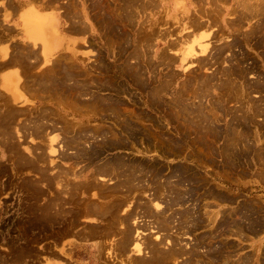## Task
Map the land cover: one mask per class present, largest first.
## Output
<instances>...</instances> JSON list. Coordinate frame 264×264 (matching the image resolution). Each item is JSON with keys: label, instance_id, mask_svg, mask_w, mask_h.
<instances>
[{"label": "rangeland", "instance_id": "rangeland-1", "mask_svg": "<svg viewBox=\"0 0 264 264\" xmlns=\"http://www.w3.org/2000/svg\"><path fill=\"white\" fill-rule=\"evenodd\" d=\"M210 1L29 0L34 47L49 25L33 6L58 4L85 26L90 56L41 64L38 48L21 46L38 60L26 79L39 91L0 109V264H74L83 252L68 245L84 241L114 244L115 264H127L135 228L147 234L148 264H264V0ZM188 46L197 57L184 61ZM106 247L99 264L111 263Z\"/></svg>", "mask_w": 264, "mask_h": 264}, {"label": "crops", "instance_id": "crops-1", "mask_svg": "<svg viewBox=\"0 0 264 264\" xmlns=\"http://www.w3.org/2000/svg\"><path fill=\"white\" fill-rule=\"evenodd\" d=\"M28 2L29 0H0V109L4 107L19 108L38 100L37 89H34L36 85L26 80V77L30 74L28 69H39L36 65H32L33 63L36 64L37 60L30 59L29 61L22 58V44L30 46L32 52L36 48L39 49L41 64L46 61L49 65L56 57L64 54L76 53L83 57L90 56L89 54H85L86 49H84L87 36L84 29L85 26L83 24H74L72 20L64 15L62 10L58 9V4L38 2L33 6V11L44 17L47 24L52 26L51 28L46 26L47 41L52 44L53 40H56L53 52L45 58L42 53V45L38 43L34 47L23 28L22 16L26 11L31 9ZM5 62L6 64H4ZM22 76L25 78V81ZM101 243L100 241L70 243L68 247H73L75 251L80 250V252H83L82 260H77L78 262L74 264H91L92 261L98 262L97 247H105V244ZM91 251L93 255H91ZM66 256L69 258V255ZM65 264H69L68 261Z\"/></svg>", "mask_w": 264, "mask_h": 264}, {"label": "bare ground", "instance_id": "bare-ground-1", "mask_svg": "<svg viewBox=\"0 0 264 264\" xmlns=\"http://www.w3.org/2000/svg\"><path fill=\"white\" fill-rule=\"evenodd\" d=\"M258 1V0H257ZM260 1V0H259ZM262 1V0H261ZM99 2V1H98ZM139 2V1H138ZM210 2H214V0L213 1H210ZM134 3H135V1H134ZM196 3V2H195ZM136 4V3H135ZM135 4H134V6H135ZM129 5V4H128ZM137 5V4H136ZM238 5V4H237ZM244 5V4H243ZM251 5V4H250ZM131 6H132V4H131ZM242 6V5H241ZM257 6V5H256ZM141 7H142V4H141ZM253 7V6H252ZM236 8V7H235ZM255 8V7H254ZM259 8V7H258ZM126 9V8H125ZM127 9H129V8H127ZM126 9V10H127ZM133 9V8H132ZM143 9V8H142ZM247 9V8H246ZM246 9H244V11H246ZM141 10V9H140ZM249 10H251V9H249ZM248 10V11H249ZM253 10V9H252ZM258 11V10H257ZM260 11V10H259ZM217 12V11H216ZM247 12V11H246ZM253 12V11H252ZM252 12H250V13H252ZM31 13V12H30ZM257 13V12H256ZM243 14V13H242ZM241 14V15H242ZM132 16V15H131ZM135 16V15H134ZM242 17V16H241ZM255 17V16H254ZM189 19V18H188ZM81 21V20H80ZM70 22V21H69ZM196 22V21H195ZM199 22V21H198ZM198 22L196 23V25L198 24ZM240 22V21H239ZM79 23V22H78ZM191 23V22H190ZM206 23V22H205ZM237 23V22H236ZM71 24V23H70ZM75 24V23H74ZM106 24V23H105ZM127 24V23H126ZM233 24V23H232ZM32 26H33V24H31ZM55 26H56V24H54ZM78 26V25H77ZM84 26V25H83ZM87 26V25H86ZM198 26V25H197ZM202 26V25H201ZM204 26V25H203ZM52 26H49V28H51ZM82 27V26H81ZM198 27H200V26H198ZM85 28V27H84ZM203 28V27H202ZM29 29H30V27H25V32L27 33V35L29 36V38L30 39H32L33 41H35V40H37V38L39 37L38 35H36L35 33H30L29 32ZM83 29V28H82ZM138 29V28H137ZM199 29V28H198ZM198 31V30H197ZM239 31H240V29H239ZM52 32V31H51ZM238 32V31H237ZM236 32V33H237ZM85 33V32H84ZM198 33V32H197ZM82 34V33H81ZM233 34V33H232ZM235 34V33H234ZM83 35V34H82ZM196 35V34H195ZM244 36V35H243ZM112 39V38H111ZM128 39V38H127ZM188 39V38H187ZM190 40V39H189ZM188 40V41H189ZM230 40V39H229ZM37 44V43H36ZM136 45V44H135ZM56 46V40L54 39L53 40V43L52 44H50L49 42H47V43H44L43 44V50H42V53H43V56L45 57V58H47V56L48 55H50L52 52H53V48ZM134 46V45H133ZM222 46V45H221ZM229 46V45H228ZM196 47V46H195ZM134 48V47H133ZM215 48V47H214ZM236 48V47H235ZM140 49V48H139ZM239 49V48H238ZM197 50H199V49H197ZM207 50V46H204V47H202L201 49H200V53L201 54H204L205 53V51ZM240 51V50H239ZM12 52V51H11ZM142 52V51H141ZM194 51H193V48H192V46H188L187 47V49L185 50V55H184V57H183V59H184V61H186L187 59H189V58H194L196 55L193 53ZM28 53H30V52H28ZM138 53V52H137ZM211 53V52H210ZM8 54V53H7ZM13 54V53H12ZM139 54V53H138ZM145 54V53H144ZM11 56V55H10ZM27 56H29V54L27 55ZM145 56V55H144ZM204 56V55H203ZM30 57V56H29ZM64 57V56H63ZM149 58H150V56H148ZM197 57V56H196ZM140 58V57H139ZM225 58V57H224ZM224 58H223V60H224ZM15 59V58H14ZM141 59V58H140ZM146 59H148V58H146ZM163 59H164V57H163ZM199 58H197V60H198ZM209 59H211V58H209ZM7 60V59H6ZM37 59H35V61H36ZM62 60V59H61ZM60 60V61H61ZM149 60V59H148ZM169 60V59H168ZM196 60V62L198 63L199 61H197ZM8 61V60H7ZM30 61V60H29ZM38 61V60H37ZM59 61V62H60ZM132 61V60H131ZM142 61V60H141ZM144 61V60H143ZM150 61H151V59H150ZM162 61V60H161ZM166 61V60H165ZM59 62H58V64H59ZM68 62V61H67ZM169 62V61H168ZM54 63H56V62H53V64ZM151 63V62H150ZM153 63V62H152ZM155 63V62H154ZM202 63V62H201ZM204 63V62H203ZM202 63V64H203ZM224 63V62H223ZM233 63V62H232ZM4 64H6V62L4 63ZM65 64V63H64ZM66 64H68V63H66ZM148 64H149V62H148ZM71 65V64H70ZM145 65H147V63L145 64ZM4 66V65H3ZM2 66V67H3ZM5 66H7V65H5ZM11 66V65H10ZM30 66V65H29ZM147 66H150V65H147ZM154 66V65H153ZM199 66H200V64H199ZM9 67V66H8ZM17 67V66H16ZM52 67V66H51ZM201 67V66H200ZM1 68V67H0ZM11 68V67H10ZM13 68V67H12ZM33 68V67H32ZM50 68V67H49ZM64 68V67H63ZM146 69H147V67H145ZM4 69H5V67H4ZM7 69V68H6ZM47 69V68H46ZM51 69V68H50ZM50 69H48V71L50 70ZM137 69V68H136ZM146 69H144V70H146ZM53 70V69H52ZM66 70V69H65ZM21 71V70H20ZM47 71V70H46ZM151 71V70H150ZM30 72H32V71H30ZM53 72V71H52ZM51 72V73H52ZM155 72V71H154ZM44 73V72H43ZM42 73V74H43ZM50 73V72H49ZM219 73H220V71H219ZM45 74H47L46 72H45ZM53 74V73H52ZM61 74V76H62V74H63V72L62 73H60ZM230 74H231V72H230ZM26 75V74H25ZM36 75V74H35ZM41 75V74H40ZM50 75V74H49ZM56 75V74H55ZM65 75V74H64ZM212 75V74H211ZM215 75V74H214ZM29 76V75H28ZM32 76V75H31ZM140 76V75H139ZM141 76H143V75H141ZM221 76V75H220ZM224 76V75H223ZM233 76V75H232ZM23 77V76H22ZM26 77V76H25ZM30 77V76H29ZM29 77H26V78H29ZM56 77V76H55ZM63 77V76H62ZM69 77V76H68ZM24 78V77H23ZM36 78V77H35ZM66 78H67V76H66ZM142 78V77H141ZM218 78V77H217ZM234 78V77H233ZM232 78V79H233ZM46 79H47V77H46ZM69 79V78H68ZM73 79V78H72ZM203 79V78H202ZM211 79V78H210ZM228 79V78H227ZM27 80V79H26ZM34 81H35V79H33ZM63 80V79H62ZM69 80H71V79H69ZM166 80V79H165ZM240 80H242V79H240ZM25 81V80H24ZM61 81V80H60ZM59 81V82H60ZM237 81V80H236ZM40 82V81H39ZM49 82V81H48ZM47 82V83H48ZM51 82V81H50ZM154 82V81H153ZM158 82V81H157ZM165 82H167V81H165ZM200 82V81H199ZM213 82V81H212ZM40 83H42V82H40ZM40 83L38 84V86L37 87H39V85H40ZM52 83H53V81H52ZM55 83V82H54ZM74 83V82H73ZM72 83V84H73ZM195 83V82H194ZM210 83V82H209ZM217 83V82H216ZM34 84V83H33ZM43 84V83H42ZM41 84V85H42ZM50 84V83H49ZM58 84V83H57ZM57 84H56V86H57ZM218 84V83H217ZM239 84V83H238ZM8 85V84H7ZM27 85V84H26ZM36 85H37V83H36ZM40 85V86H41ZM55 85V84H54ZM79 85V84H78ZM212 85V84H211ZM233 84H231V86H232ZM243 85V84H242ZM74 86H76V85H74ZM167 86V85H166ZM169 86V85H168ZM205 86V85H204ZM215 86V85H214ZM229 86H230V84H229ZM10 87V86H9ZM24 87V86H23ZM34 87V86H33ZM32 87V88H33ZM50 87H51V84H50ZM161 87V86H160ZM192 87V86H191ZM207 87V86H206ZM52 88L54 89V88H56L55 86L53 87V85H52ZM201 88V87H200ZM26 89V88H25ZM34 89H36V88H34ZM33 89V90H34ZM157 89V88H156ZM203 89H204V87H203ZM202 89V90H203ZM206 89V88H205ZM220 89V88H219ZM239 89V88H238ZM32 90V89H31ZM41 90V89H40ZM54 90H56V89H54ZM70 90V89H69ZM84 90V89H83ZM165 90V89H164ZM39 91V90H38ZM37 91V92H38ZM62 91H63V89H62ZM166 91V90H165ZM198 91V90H197ZM207 91V89L205 90V92ZM210 91H212V90H210ZM213 91H214V89H213ZM33 92V91H32ZM60 92V91H59ZM73 92V91H72ZM76 92H77V90H76ZM30 93V92H29ZM41 93V92H40ZM55 93V92H54ZM57 93V92H56ZM69 93V92H68ZM78 93V92H77ZM80 93V92H79ZM82 93H83V91H82ZM123 93V92H122ZM161 93V92H160ZM36 94V93H35ZM58 94V93H57ZM63 94V93H62ZM61 94V95H62ZM166 94V93H165ZM180 94V93H179ZM3 95V94H2ZM55 95V94H54ZM60 95V94H59ZM66 95V94H65ZM76 96H77V94H75ZM164 95V94H163ZM40 96V95H39ZM56 96V95H55ZM152 96H155V95H152ZM157 96V95H156ZM180 96V95H179ZM202 96V95H201ZM1 97V96H0ZM15 97V96H14ZM13 97V98H14ZM46 97V96H45ZM49 97H50V95H49ZM68 97V96H67ZM78 97H79V94H78ZM81 97V96H80ZM161 97V96H160ZM89 99V98H88ZM108 99V98H107ZM157 99V98H156ZM174 99V98H173ZM219 100V99H218ZM248 101V100H247ZM103 102V101H102ZM222 104V103H221ZM251 105V104H250ZM196 106V105H195ZM85 107V106H84ZM88 107V106H87ZM185 107V106H184ZM91 108V107H90ZM89 108V109H90ZM114 109V108H113ZM190 110V109H189ZM203 110H205V109H203ZM81 111V110H80ZM102 112V111H101ZM107 112V111H106ZM184 112V111H183ZM187 112V111H186ZM203 112V111H202ZM201 112V113H202ZM208 112V111H207ZM207 112H206V114H207ZM100 113V112H99ZM113 113V112H112ZM1 114V113H0ZM203 114V113H202ZM212 114H214V113H212ZM111 115V114H110ZM198 115H199V113H198ZM204 115V114H203ZM215 115V114H214ZM213 116V115H212ZM42 117V116H41ZM191 117V116H190ZM44 118V117H43ZM213 118V117H212ZM214 118H216V117H214ZM37 119V118H36ZM149 119V118H148ZM193 119V118H192ZM207 119V118H206ZM195 120H197V119H195ZM37 121V120H36ZM39 121V120H38ZM202 121V120H201ZM208 121H209V119H208ZM134 122V121H133ZM137 122V121H136ZM139 122V121H138ZM144 122V121H143ZM184 122V121H183ZM192 122H194V121H192ZM203 122V121H202ZM217 122V121H216ZM239 122V121H238ZM48 123V122H47ZM189 123V122H188ZM196 124V123H195ZM203 124V123H202ZM210 124V123H209ZM37 125H38V123H37ZM188 125V124H187ZM190 125V124H189ZM41 126V125H40ZM42 126H44L43 124H42ZM186 126V125H185ZM194 126V125H193ZM202 126V125H201ZM32 127V126H31ZM37 127V126H36ZM109 127V126H108ZM113 127V126H112ZM188 127H190V126H188ZM45 128V127H44ZM144 128V127H143ZM34 129H35V126H34ZM39 129H40V127H39ZM191 129V128H190ZM197 129H198V127H197ZM35 130H37V128L35 129ZM203 130V129H202ZM201 130V131H202ZM24 131V130H23ZM111 132V131H110ZM211 132V131H210ZM233 132H235V131H233ZM38 133V132H37ZM39 133H41V132H39ZM80 133V132H79ZM36 134V133H35ZM86 134H88V133H86ZM91 134V133H90ZM89 134V135H90ZM235 134H236V132H235ZM36 135H38V134H36ZM115 135V134H114ZM121 135V134H120ZM149 135V134H148ZM199 135V134H198ZM241 135V134H240ZM118 136V135H117ZM94 137H96V136H94ZM100 137V136H99ZM115 137V136H114ZM162 137V136H161ZM207 137V136H206ZM78 138V137H77ZM102 138V137H101ZM240 138H241V136H240ZM126 139V138H125ZM140 139V138H139ZM152 139V138H151ZM154 140V139H153ZM203 140V139H202ZM233 140V139H232ZM81 141V140H80ZM211 141V140H210ZM213 141V140H212ZM158 142H159V140H158ZM228 142V141H227ZM230 142V141H229ZM73 143H74V141H73ZM236 143V142H235ZM249 143V142H248ZM71 144V143H70ZM140 144V143H139ZM152 144H153V142H152ZM72 145V144H71ZM156 145V144H155ZM237 145V144H236ZM144 146V145H143ZM77 147V146H76ZM208 147V146H207ZM229 147V146H228ZM236 147V146H235ZM138 148V147H137ZM143 148V147H142ZM148 149H149V147H148ZM144 150H145V147H144ZM233 150V149H232ZM238 150V149H237ZM76 151V150H75ZM150 151V150H149ZM153 151V150H152ZM172 151V150H171ZM155 152H157L156 150H155ZM110 154V153H109ZM158 154V153H157ZM241 154V153H240ZM254 154H256V153H254ZM103 155V154H102ZM163 155V154H162ZM211 155V154H210ZM161 156V155H160ZM252 156V155H251ZM94 157V156H93ZM101 157V156H100ZM99 157V158H100ZM172 157V156H171ZM105 158V157H104ZM125 158V157H124ZM252 158H253V156H252ZM258 158H259V156H258ZM89 159V158H88ZM103 159V158H102ZM166 159V158H165ZM168 159V158H167ZM263 159V158H262ZM261 159V160H262ZM128 160V159H127ZM142 160V159H141ZM248 160V159H247ZM264 160V159H263ZM243 161V160H242ZM102 162V161H101ZM245 162V161H244ZM233 163V162H232ZM231 163V164H232ZM259 163V162H258ZM261 163V162H260ZM96 165V164H95ZM113 165V164H112ZM126 165V164H125ZM136 165V164H135ZM87 166H89V165H87ZM93 166H94V164H93ZM107 166V165H106ZM108 166H109V164H108ZM107 166V167H108ZM115 166V165H114ZM119 166V165H118ZM264 166V165H263ZM111 167V166H110ZM135 167V166H134ZM138 167V166H137ZM167 167V166H166ZM168 168V167H167ZM91 169V168H90ZM109 169V168H108ZM113 169H114V167H113ZM137 169H139V168H137ZM93 170H94V168H93ZM119 170V169H118ZM261 170V169H260ZM59 171V170H58ZM92 171V170H91ZM98 171H99V169H98ZM105 171V170H104ZM114 171H115V169H114ZM131 171V170H130ZM186 171V170H185ZM61 172V171H60ZM64 172V171H63ZM69 172V171H68ZM75 172V171H74ZM79 172V171H78ZM94 172V171H93ZM100 172H101V170H100ZM111 172V171H110ZM116 172H118V171H116ZM115 172V173H116ZM166 172V171H165ZM165 172H164V174H165ZM71 173V172H70ZM70 173H69V175H70ZM103 173V172H102ZM137 173V172H136ZM140 173V172H139ZM139 173L137 174V175H139ZM260 173V172H259ZM64 174V173H63ZM93 174V173H92ZM92 174H90V175H92ZM131 174V173H130ZM135 174V173H134ZM134 174H133V176H134ZM144 174V173H143ZM146 174V173H145ZM148 174V173H147ZM177 174V173H176ZM57 175V174H56ZM56 175H54V176H56ZM64 175H66L67 177L69 176L68 174H67V172L64 174ZM72 175V174H71ZM96 175V174H95ZM94 175V176H95ZM101 175V174H100ZM108 175V174H107ZM106 175V176H107ZM117 175V174H116ZM124 175H126V174H124ZM260 175H262L261 173H260ZM75 176V175H74ZM73 176V177H74ZM93 176V178L95 179L96 178V176L94 177ZM99 176V175H98ZM103 176V175H102ZM105 176V177H106ZM156 176V175H155ZM184 176V175H183ZM65 177V176H64ZM108 177V176H107ZM117 177V176H116ZM126 176H124V178H125ZM135 177H136V175H135ZM170 177V176H169ZM178 177V176H177ZM264 177V176H263ZM52 178V177H51ZM55 178V177H54ZM66 178V177H65ZM89 178H92V177H90L89 176ZM118 178V177H117ZM50 179V178H49ZM102 179H105V178H102ZM109 179V178H108ZM159 179V178H158ZM264 179V178H263ZM72 180V179H71ZM74 180V179H73ZM90 180V179H89ZM92 180V179H91ZM98 180V179H97ZM106 180V179H105ZM160 180V179H159ZM158 180V181H159ZM169 180V178L167 179V181ZM116 181H117V179H116ZM157 181V182H158ZM70 182V180H68V183ZM87 182V181H86ZM97 182V181H96ZM136 182V181H135ZM147 182V181H146ZM199 182V181H198ZM64 183H66V182H64ZM89 183V182H88ZM106 183H107V181L105 182V185H106ZM57 184V183H56ZM96 184V183H95ZM108 184V183H107ZM123 184V183H122ZM130 184H131V182H130ZM139 184V183H138ZM154 184V183H153ZM159 184H161V183H159ZM164 184V183H163ZM185 184V183H184ZM59 185V184H58ZM64 185V184H63ZM68 185V184H67ZM74 185H75V183H74ZM100 185H102V184H100ZM99 185V186H100ZM121 185V184H120ZM133 185V184H132ZM136 185V184H135ZM135 185H133V186H135ZM141 185V184H140ZM149 185H150V183H149ZM167 185V184H166ZM165 185V186H166ZM173 185V184H172ZM54 186V185H53ZM56 186V185H55ZM54 186V188H56ZM78 186V185H77ZM154 186V185H153ZM152 186V187H153ZM169 186V185H168ZM170 186H171V184H170ZM64 187V186H63ZM75 187V186H74ZM120 187V186H119ZM66 188V187H65ZM70 188H72V187H70ZM80 188V187H79ZM135 188V187H134ZM160 188V187H159ZM173 188V187H172ZM180 188V187H179ZM64 189V188H63ZM67 189H68V187H67ZM93 189V188H92ZM94 189H95V187H94ZM121 189V188H120ZM124 189V188H123ZM122 189V190H123ZM137 189V188H136ZM144 189V188H143ZM164 189V188H163ZM176 189V188H175ZM59 190V189H58ZM57 190V191H58ZM81 190V189H80ZM69 191V190H68ZM67 191V192H68ZM94 191H96V190H94ZM93 191V192H94ZM138 191V190H137ZM150 191V190H149ZM177 191V190H176ZM175 191V192H176ZM48 192H51V191H48ZM64 192H65V190H64ZM80 192V191H79ZM92 192V191H91ZM90 192V193H91ZM92 192V194H94L95 195V192L93 193ZM133 192H134V189H133ZM136 192V191H135ZM139 192H141V191H139ZM146 191L144 190V193H145ZM159 192V191H158ZM66 193V192H65ZM69 193V192H68ZM81 193V192H80ZM109 193V192H108ZM143 193V191H142V194H144ZM171 193V192H170ZM51 194H52V192H51ZM50 194V195H51ZM75 194H76V192H75ZM136 194H137V192H136ZM146 194V193H145ZM162 194V193H161ZM181 194V193H180ZM49 195V196H50ZM67 195V194H66ZM73 195V194H72ZM91 195V194H90ZM93 195V196H94ZM97 195V194H96ZM109 195H111V193L109 194ZM125 195H127V194H125ZM139 195V194H138ZM163 195V194H162ZM168 195V194H167ZM178 195V194H177ZM183 195V194H182ZM53 196V195H52ZM52 196H50V197H52ZM61 196H63V193H62V195ZM92 196V197H93ZM99 196V195H98ZM107 196V195H106ZM145 196V195H144ZM169 196V195H168ZM79 197V196H78ZM116 197V196H115ZM132 197V196H131ZM143 197V196H142ZM112 198V197H111ZM114 198V197H113ZM128 198V197H127ZM127 198H125V199H127ZM150 198V197H149ZM161 198V197H160ZM189 198V197H188ZM187 198V199H188ZM210 198V197H209ZM98 199V198H97ZM119 199V198H118ZM124 199V198H123ZM132 199V198H131ZM170 199H172V198H170ZM184 199V198H183ZM191 199V198H190ZM204 199V198H203ZM99 200V199H98ZM97 200V201H98ZM133 200V199H132ZM141 200V199H140ZM166 200H167V198H166ZM166 200H165V202L164 203H166ZM129 201H131V200H129ZM128 201V202H129ZM147 201H149V200H147ZM156 201H158V200H156ZM204 201H205V199H204ZM203 201V202H204ZM207 201V200H206ZM145 202V201H144ZM159 202V201H158ZM54 203V202H53ZM58 203V202H57ZM160 203H161V200H160ZM173 203V202H172ZM190 203V202H189ZM195 203V202H194ZM193 203V204H194ZM202 203V202H201ZM200 203V204H201ZM114 204V203H113ZM129 204H131V202L129 203ZM174 204V203H173ZM186 204H188V203H186ZM196 204V203H195ZM199 204V205H200ZM55 205V204H54ZM94 205V204H93ZM151 205V204H150ZM202 205H203V203H202ZM94 206H96V205H94ZM125 206H128V205H126V203H125ZM174 206V205H173ZM177 206H178V204H177ZM191 206V205H190ZM206 206V205H205ZM45 207H47V206H45ZM65 207H66V205H65ZM97 207L99 208V206H96L95 208L97 209ZM150 207V206H149ZM152 209L154 210H156L157 212L158 211H160V210H162V206L161 205H159V204H157V202H153V204H152ZM165 207H167V206H165ZM169 207V206H168ZM172 207V206H171ZM184 207V206H183ZM182 207V208H183ZM57 208V207H56ZM87 208V207H86ZM85 208V209H86ZM95 208H94V210H95ZM123 208V207H122ZM148 208V207H147ZM190 208V207H189ZM195 208V207H194ZM253 208V207H252ZM93 209V208H92ZM100 209V211H101V207L99 208ZM128 209V207H126V210ZM151 209V210H152ZM169 209V208H168ZM167 209V210H168ZM171 209V208H170ZM169 209V210H170ZM174 209V208H173ZM176 209V208H175ZM123 210V209H122ZM125 210V209H124ZM148 210V209H147ZM198 210V209H197ZM207 210V209H206ZM205 210V211H206ZM88 211V210H87ZM98 210H96V212L95 213H98L97 212ZM192 211V210H191ZM202 211V210H201ZM204 211V210H203ZM248 211V210H247ZM250 211V210H249ZM120 212V211H119ZM155 212V211H154ZM207 212V211H206ZM209 212V211H208ZM207 212V213H208ZM83 213V212H82ZM100 213H102V212H100ZM121 213H125L124 211L123 212H121ZM135 213V212H134ZM153 213V212H152ZM160 213V212H159ZM164 213V212H163ZM167 213V212H166ZM206 213V214H207ZM44 214V213H43ZM85 214V213H84ZM88 214V213H87ZM90 214V213H89ZM103 214V213H102ZM205 214V215H206ZM56 215V214H55ZM83 215V214H82ZM202 215V214H201ZM213 215H216V214H213ZM213 215L211 216L212 217V219H213ZM230 215V214H229ZM86 216V215H85ZM85 216H83L84 218H85ZM102 216H104V215H102ZM158 216H159V214H158ZM165 216V215H164ZM176 216V218H177V215H175ZM192 216H193V214H192ZM204 216V215H203ZM254 216H255V214H254ZM87 217V216H86ZM114 217V216H113ZM156 217V216H155ZM183 217V216H182ZM189 217V216H188ZM195 217V216H194ZM194 217H193V219H194ZM208 217V216H207ZM118 218H119V216H118ZM135 218V217H134ZM133 218V219H134ZM153 218V217H152ZM190 218V217H189ZM114 219V218H113ZM120 219V218H119ZM183 219V218H182ZM131 220V219H130ZM137 220V219H136ZM163 220V219H162ZM171 220V219H170ZM184 220H185V218H184ZM188 220V219H187ZM186 220V221H187ZM118 221V220H117ZM122 221V220H121ZM174 221V220H173ZM208 221H209V218H208ZM119 222V221H118ZM130 222V221H129ZM133 222V221H132ZM137 222V221H136ZM135 221L133 222V225L134 226H136V223ZM162 222V221H161ZM189 222H191V221H189ZM207 222V221H206ZM134 223H136V224H134ZM156 223H158V222H156ZM156 223H155V225H156ZM163 223H165V222H163ZM167 223V222H166ZM186 223V222H185ZM184 223V224H185ZM191 223H193V222H191ZM62 224V223H61ZM101 224V223H100ZM99 224V225H100ZM120 224H122V222L120 223ZM139 224V223H138ZM159 224H160V222H159ZM158 224V225H159ZM162 224V223H161ZM67 225V224H66ZM105 225V224H104ZM153 225V224H152ZM167 225V224H166ZM172 225V224H171ZM170 225V226H171ZM186 225V224H185ZM190 225V224H189ZM234 225H236V224H234ZM112 226V225H111ZM121 225H119V227H120ZM168 226H169V224H168ZM237 226V225H236ZM264 226V225H263ZM118 227V226H117ZM144 227V226H143ZM167 227V226H166ZM183 227V226H182ZM181 227V229H183ZM74 228V227H73ZM109 228H110V226H109ZM120 228H123L122 226L120 227ZM167 228H169V227H167ZM186 228V227H185ZM240 228V227H239ZM125 229V228H124ZM141 229V228H140ZM177 229V228H176ZM178 229H180V228H178ZM187 229V228H186ZM108 230V229H107ZM110 230V229H109ZM121 230H123V229H121ZM120 230V231H121ZM135 231H133V236H132V239H131V243H130V248H129V253H128V255H127V257H128V263L127 264H148V259L150 258V254H148V252L146 251V248H145V246H144V244H145V241H144V238L143 237H145L147 234H145L144 233V231H140V230H138V229H134ZM219 230V229H218ZM241 230V229H240ZM66 231V230H65ZM98 231V230H97ZM158 232H159V230H157ZM223 231V230H222ZM102 232V231H101ZM105 232H107V231H105ZM162 232V231H161ZM172 232V231H171ZM164 233V232H163ZM184 233V232H183ZM182 233V234H183ZM224 233V232H223ZM179 234V233H178ZM185 234V233H184ZM213 234V233H212ZM78 235V234H77ZM101 235V234H100ZM168 235V234H167ZM172 235V234H171ZM181 235V234H180ZM83 236V238H84V235H82ZM94 236H96V235H94ZM98 236V235H97ZM119 236V235H118ZM170 236V235H169ZM86 237V236H85ZM112 237V236H111ZM159 237V238H158ZM166 237V236H165ZM180 237V236H179ZM82 238V237H81ZM168 238V237H167ZM167 238H165V239H167ZM176 238V237H175ZM208 238H210V237H208ZM97 239V238H96ZM161 237L160 236H157V237H155V239H154V241H156V242H159L160 243V241H161ZM164 239V238H163ZM203 239V238H202ZM82 240V239H81ZM151 240V239H150ZM109 241V240H108ZM163 241V240H162ZM107 242V241H106ZM111 243H112V241H110ZM155 242V243H156ZM173 243H174V241H172ZM168 243V246L169 245H171L169 242H167ZM102 244V243H101ZM104 244L106 245V243L104 242ZM103 244V245H104ZM116 244H118V243H116ZM115 244V245H116ZM158 244V243H157ZM108 245H110L109 243H108ZM113 245V246H112ZM162 245V244H161ZM107 246V245H106ZM105 246V247H106ZM112 246V247H111ZM111 246H108V247H106V248H108L107 249V251L105 250L104 252H103V256L105 257V258H107L112 264H115V262H114V259H115V252L116 251H118V250H116L115 252H114V244H111ZM158 246H160L159 244H158ZM116 247V246H115ZM128 247V246H127ZM150 247V246H149ZM161 247H163V246H161ZM165 247V246H164ZM178 247V246H177ZM196 247V246H195ZM95 248V247H94ZM105 248V249H106ZM182 248V247H181ZM120 249V248H119ZM124 249V248H123ZM163 249V248H162ZM165 249V248H164ZM177 249V248H176ZM199 249V248H198ZM213 249H215V248H213ZM122 250V249H121ZM120 250V251H121ZM180 250V249H179ZM178 250V251H179ZM210 250V249H209ZM123 251V250H122ZM161 251V250H160ZM164 251H167V250H164ZM206 251V250H205ZM101 253H102V248H101V246H98L97 247V254H98V259H100L99 257H100V255H101ZM179 253V252H178ZM184 253V252H183ZM186 253V252H185ZM184 253V254H185ZM55 254V253H54ZM117 254H118V252H117ZM120 254V253H119ZM122 254H124L123 252H122ZM132 254V255H131ZM176 254H177V252H176ZM175 254V255H176ZM180 254V253H179ZM189 253H187L186 255H188ZM220 255V254H219ZM225 255V254H224ZM54 255H52V257H53ZM58 256V255H57ZM129 256H131V258L129 257ZM134 258H133V257ZM160 256H164L163 254L162 255H160ZM227 256V255H226ZM118 257H121V256H119L118 255ZM169 257V256H168ZM168 257H166L165 256V258H168ZM178 257V256H177ZM247 257V256H246ZM170 258V257H169ZM55 259V258H54ZM57 259H58V257H57ZM121 259V258H120ZM122 259H124V258H122ZM171 259H172V257H171ZM176 259L177 258H175V261H176ZM201 259V258H200ZM209 259V258H208ZM214 259V258H213ZM228 259V258H227ZM241 259V258H240ZM239 259V260H240ZM244 259V258H243ZM103 260V259H102ZM105 260V259H104ZM125 260V259H124ZM167 260H169V259H167ZM210 260V259H209ZM215 260V259H214ZM221 260H223V259H221ZM239 260H238V262H239ZM245 260V259H244ZM249 260V259H248ZM98 261V260H97ZM172 261V260H171ZM177 261H178V259H177ZM206 261V260H205ZM108 262V261H107ZM207 262V261H206ZM211 262V261H210ZM214 262V261H213ZM219 262V261H218ZM222 262H225V261H222ZM243 262V261H242ZM97 263V262H96ZM110 263V264H111ZM116 263H118V262H116ZM172 263V262H171ZM174 263V262H173ZM244 263H245V261H244ZM248 263V262H247ZM247 263H245V264H247ZM264 263V262H263ZM98 264H99V262H98ZM192 264V263H191ZM195 264H196V262H195ZM200 264V263H199ZM214 264V263H213ZM220 264V263H219ZM223 264H225V263H223ZM239 264V263H238ZM240 264H241V262H240ZM249 264V263H248Z\"/></svg>", "mask_w": 264, "mask_h": 264}]
</instances>
